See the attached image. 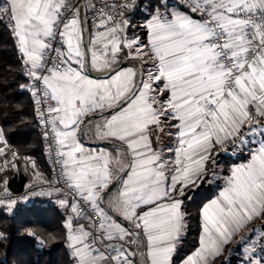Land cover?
<instances>
[{"label":"snow or ice","instance_id":"snow-or-ice-1","mask_svg":"<svg viewBox=\"0 0 264 264\" xmlns=\"http://www.w3.org/2000/svg\"><path fill=\"white\" fill-rule=\"evenodd\" d=\"M156 3L140 25L126 15L135 0L0 6L55 154L48 178L0 128V206L55 196L72 264H217L237 236L240 264H264V0ZM229 145L246 155L209 179ZM21 159L33 173L18 197L6 177ZM204 182L217 190L193 216Z\"/></svg>","mask_w":264,"mask_h":264},{"label":"trees","instance_id":"trees-1","mask_svg":"<svg viewBox=\"0 0 264 264\" xmlns=\"http://www.w3.org/2000/svg\"><path fill=\"white\" fill-rule=\"evenodd\" d=\"M176 1L172 0L173 3ZM4 3V0H0V6ZM156 6V0H137L136 6L126 15L133 25H140L149 18L150 12ZM0 19H2L0 22V128L7 133L13 150H19L21 156H30L36 161L37 170L49 178V170L40 143V133L34 117V105L30 94L20 87L27 80L22 75L19 53L11 36L7 18ZM133 33L140 35L142 29L138 27L129 29L128 35L131 36ZM228 147L229 151H220L216 156L217 165L214 169L210 164L209 179L212 172L225 174L229 166L240 163L242 157L246 155V152L231 150V145ZM9 159H11L10 155ZM2 160L3 158H0V163ZM25 167L26 164L21 159L17 162V168L8 169L6 178L9 180L11 192H21L30 182L33 170L30 164L27 165V172ZM216 190L215 183L204 182L198 189L190 192V199L186 200V205L193 216L201 203L211 197ZM55 200V196L34 197L25 203L17 204L12 211L0 206V233H3V237H0V264H72L69 250L62 238L65 212ZM28 229L42 237L49 233L54 234L56 239L41 245L35 237L27 235ZM257 231L260 232L259 227L256 229V234ZM196 238V225L193 222L186 244L191 246ZM258 239L259 236L257 239L253 238V240ZM236 240L238 236L226 247L217 264H240L242 248L238 251L233 250L236 248ZM259 256L258 250L257 259Z\"/></svg>","mask_w":264,"mask_h":264},{"label":"built area","instance_id":"built-area-1","mask_svg":"<svg viewBox=\"0 0 264 264\" xmlns=\"http://www.w3.org/2000/svg\"><path fill=\"white\" fill-rule=\"evenodd\" d=\"M137 3V0H135V4ZM86 11V10H85ZM132 11V9L130 10ZM130 11H128L127 13H129ZM91 15V14H89ZM26 78V77H25ZM27 80V78H26ZM25 90V89H24ZM26 92H28L27 90H25ZM30 94V92H28ZM31 96V94H30ZM34 105V104H33ZM34 108V117H35V120H36V123L38 125V129H39V133H40V143L42 145V150H43V155L45 157V161H46V165H47V168L49 170V178H51L53 175H54V163L53 161L55 160V154L54 153H49L48 149H47V145H46V142L44 140V137H43V130H42V127L38 121V119L36 118V111H35V105L33 106ZM35 191H39V188H36ZM13 193V192H12ZM15 196H22L24 194H26V189L25 187L23 188V190L19 193H13ZM34 197H39V196H30L29 200L34 198ZM28 201V200H27ZM27 201H19L17 204H21V203H25ZM2 207H5L7 208L6 206H2Z\"/></svg>","mask_w":264,"mask_h":264},{"label":"crops","instance_id":"crops-1","mask_svg":"<svg viewBox=\"0 0 264 264\" xmlns=\"http://www.w3.org/2000/svg\"><path fill=\"white\" fill-rule=\"evenodd\" d=\"M81 138H82V140H83V142H84L86 147L95 148V147H103L104 146V145L100 144V142H97V141L93 140L91 138V136L88 135V134H82Z\"/></svg>","mask_w":264,"mask_h":264},{"label":"rangeland","instance_id":"rangeland-1","mask_svg":"<svg viewBox=\"0 0 264 264\" xmlns=\"http://www.w3.org/2000/svg\"><path fill=\"white\" fill-rule=\"evenodd\" d=\"M169 1L171 2L170 4H176V3L178 2V0H177L176 2H174V3L172 2V0H169ZM127 18H128V17H127ZM258 233H259V231H257V234L253 237L254 239H257V238H258V236H259ZM245 234H246V233H241V235H245ZM239 238H240V237L238 236V240H239Z\"/></svg>","mask_w":264,"mask_h":264},{"label":"water","instance_id":"water-1","mask_svg":"<svg viewBox=\"0 0 264 264\" xmlns=\"http://www.w3.org/2000/svg\"><path fill=\"white\" fill-rule=\"evenodd\" d=\"M83 2H84V0H81V4H83ZM84 11H85V10H82V15H83Z\"/></svg>","mask_w":264,"mask_h":264}]
</instances>
